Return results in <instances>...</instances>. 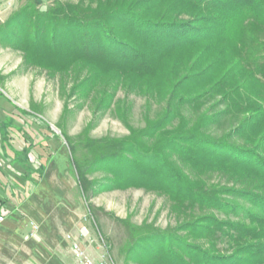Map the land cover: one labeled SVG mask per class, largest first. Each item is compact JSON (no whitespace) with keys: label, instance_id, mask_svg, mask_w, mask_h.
<instances>
[{"label":"trees","instance_id":"16d2710c","mask_svg":"<svg viewBox=\"0 0 264 264\" xmlns=\"http://www.w3.org/2000/svg\"><path fill=\"white\" fill-rule=\"evenodd\" d=\"M0 38L28 66L72 74V91L106 101L107 109L119 89L166 102L143 129L124 123L123 139L63 136L84 198L87 176L102 172L101 189L158 191L189 217L171 231L134 238L128 261L264 264V0L55 1L44 11L25 3L0 26ZM214 96L223 111L193 120L183 114ZM235 121L219 138L208 133ZM79 150L86 152L78 157ZM213 173L239 187L208 184Z\"/></svg>","mask_w":264,"mask_h":264},{"label":"rangeland","instance_id":"374dc122","mask_svg":"<svg viewBox=\"0 0 264 264\" xmlns=\"http://www.w3.org/2000/svg\"><path fill=\"white\" fill-rule=\"evenodd\" d=\"M55 1L76 3L78 0H21L10 15L0 19V26L4 25L25 3H32L38 10L44 11ZM69 75L53 74L42 68L28 66L24 61L23 53L16 46L0 38V117L3 118L5 114H12L15 117L23 114L24 111L38 115L44 124L43 131L52 127L59 135V142L51 138L45 141L50 143L54 150L58 146L65 150L67 164H69V151L63 136L71 138L74 142L83 141L84 136L82 138L80 136L85 132L86 136L92 140L123 139L129 135L124 123L134 129H143L146 126V118H154L166 103L165 101L157 103L137 92L119 89L115 92L112 104L107 109L106 101L100 102L91 96L86 99L81 98L80 92L77 93L75 90L73 92V76ZM221 101L219 96L206 97L198 102L196 111L186 109L183 114L193 120L194 114L221 112L224 109ZM22 119L28 126L27 135L34 142H39L42 137L47 136L45 132V136L41 132L34 133L37 128L35 124L41 122ZM2 121L5 122L0 119V123ZM236 122H232L227 127H222L221 124L211 126L208 133L219 138L234 127ZM9 123L16 127V123L21 124L18 120L16 122L12 120ZM236 143L241 144L242 141L236 140ZM84 152L86 151L79 150L77 156L81 157ZM65 176L67 179H73L75 183L73 195L78 208L84 213L83 223L87 232L101 248L99 249L105 251L116 264H138L127 260L131 254L130 247L133 239L137 236L146 232L165 233L189 220L185 214L181 215L179 211L173 210L172 202L161 192L139 188L120 190L105 186L101 189L100 186L105 183L103 179L105 175L102 172H96L87 176L86 180L91 185L84 198L69 165ZM227 179L221 174L213 173L204 180L210 185L239 187ZM191 213L194 217L201 215V212L196 209ZM212 214L222 221H236L215 211ZM177 235L185 238L190 244L206 247L204 240H193L192 236L187 239L189 234L182 232H177ZM219 247L226 249L225 244H220Z\"/></svg>","mask_w":264,"mask_h":264},{"label":"crops","instance_id":"0c3cea01","mask_svg":"<svg viewBox=\"0 0 264 264\" xmlns=\"http://www.w3.org/2000/svg\"><path fill=\"white\" fill-rule=\"evenodd\" d=\"M22 118L41 122L32 113L0 117L5 121L0 123V264H75L68 235L78 236L97 258L103 250L87 232L73 195L75 183L65 176V150L45 141H58L51 134L58 135L56 130L35 124L34 133L47 136L34 142ZM12 120L21 124L13 126ZM31 223L37 226L36 238L29 237Z\"/></svg>","mask_w":264,"mask_h":264},{"label":"built area","instance_id":"2783aa9c","mask_svg":"<svg viewBox=\"0 0 264 264\" xmlns=\"http://www.w3.org/2000/svg\"><path fill=\"white\" fill-rule=\"evenodd\" d=\"M21 0H0V19L8 16L18 6ZM4 219L0 216V222ZM32 232L29 237H37V226L31 223ZM67 239L70 244V249L74 257L75 264H116L114 260L103 251L97 258L92 257L87 249L83 246L82 241L78 236L68 235Z\"/></svg>","mask_w":264,"mask_h":264}]
</instances>
